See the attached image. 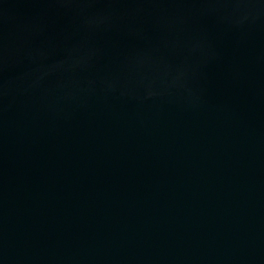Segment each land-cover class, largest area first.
Masks as SVG:
<instances>
[{"label":"water","instance_id":"water-1","mask_svg":"<svg viewBox=\"0 0 264 264\" xmlns=\"http://www.w3.org/2000/svg\"><path fill=\"white\" fill-rule=\"evenodd\" d=\"M0 264H264V0H0Z\"/></svg>","mask_w":264,"mask_h":264}]
</instances>
